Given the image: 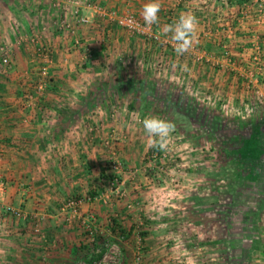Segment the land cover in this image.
<instances>
[{
  "label": "crops",
  "instance_id": "0c3cea01",
  "mask_svg": "<svg viewBox=\"0 0 264 264\" xmlns=\"http://www.w3.org/2000/svg\"><path fill=\"white\" fill-rule=\"evenodd\" d=\"M81 2V14L88 20L82 25L67 16L73 6L70 0H0V46L10 49L13 61L10 73L0 75V176L6 182L0 191V264H75L82 253L96 254V250H105V241L115 240L116 232L106 220L107 209L103 211L99 200L82 203L77 214L65 207L66 199H78L103 187L99 173L106 170L104 141L113 140L112 135L107 136L111 127L119 140L127 139L118 150L134 169L124 172L118 186L128 196L124 206L132 209L124 207L130 217L122 222L127 226L126 237L118 242L123 253L119 264H132V255L139 248L144 252L142 264H169L165 256L177 249L174 237L188 241V252L198 242L201 250L190 264L215 262L217 250L210 248L211 242L224 260L227 236L219 217L223 213L219 210L217 217L210 218L208 212L199 215L193 208L195 201L204 206L211 201L224 204V200L197 191L182 194V189H189L186 182H182L185 186H156L148 181L140 170V158L145 154L139 148L141 141L137 138L134 143L129 111L121 110L136 108L146 115L145 110L150 109L163 117L161 109L178 105L149 99L162 88L182 97L199 93L206 108L227 97L225 101L233 108L245 110L252 92L234 78L248 77V72L256 70L250 47L261 39L255 33L264 30L248 28L246 21L234 26V34L229 33V26L237 22L241 0H160L159 23L151 26L142 17L148 0ZM184 12L194 13L199 20L198 42L178 56L171 34L165 36L162 29ZM127 13L150 29L153 37L132 35L117 26L115 20ZM225 46L230 47L234 64L224 58ZM44 50L51 54L50 63L42 57ZM87 52L94 61L84 69L81 65ZM204 54L214 58L212 65L219 63L214 66L218 69L203 61ZM185 64L188 71L179 67ZM44 68L49 80L38 94L35 83ZM114 109L117 117L112 114ZM188 117L184 119L191 124ZM175 118L173 114L171 120ZM166 188L169 193H163ZM179 198L190 206L181 212L186 211L187 223L179 218ZM251 205H257L256 200ZM5 207L15 213H5ZM139 208L140 212L135 211ZM91 211L99 222L92 234L96 242L92 238L89 242L90 235L79 228ZM36 219L41 220L40 232L33 230ZM95 257L84 259L92 264Z\"/></svg>",
  "mask_w": 264,
  "mask_h": 264
},
{
  "label": "rangeland",
  "instance_id": "374dc122",
  "mask_svg": "<svg viewBox=\"0 0 264 264\" xmlns=\"http://www.w3.org/2000/svg\"><path fill=\"white\" fill-rule=\"evenodd\" d=\"M70 2L73 6L69 8L67 16L72 18L74 17L72 11L75 10L76 2L75 0H70ZM78 3L81 6V0L78 1ZM82 16L87 19L86 16ZM260 28L264 30V24H262ZM129 34L138 35L133 33ZM257 36V40L261 38L257 41V45L263 52L261 54L264 56V45L260 43H264V32L261 33L259 30ZM250 49V51L253 52V47H250ZM50 57L51 54H48L47 58H44L47 63H50ZM92 61H94V58L86 59L85 55V58L82 60L81 68L85 69L92 67ZM258 63L259 65L252 64V66L255 69L257 66H261L262 71H257L256 69L253 70L252 73L254 76L251 78L240 76L234 78V80L238 81L239 84L249 86L250 81L256 78L259 80V85H262V88L264 86V57ZM207 64H210L211 68H216L214 66H217L212 65L211 62ZM151 68H153V65ZM38 73L41 74V71ZM40 74L37 80L41 78ZM45 80H49V73ZM251 92L253 96L249 99L250 103L247 108L242 111L233 108L230 103L225 101L227 97H223L221 100L214 103V107L206 108V105H203L204 103L199 93H193L192 97H189V95H187L188 97H182L180 95L181 93L170 92L162 88L159 89L154 96H148L147 94L149 99H155L159 104L177 102V107L170 106L171 108L167 107L160 110L164 113V116L162 117L160 115V117L175 124V129L171 133L169 148L166 151H161L157 148H148L146 146L147 136L143 129L142 120L149 116H155L154 113L156 112H153L155 110H145V114L147 113L146 115H143L144 113H142V110L140 111L136 108H125L126 110H121L122 112L129 111L127 118L128 124H130V131L134 133V143L135 139L137 142V138L141 141V143L139 142V148H141L142 152L144 151L145 154L142 155L143 158H140V170L142 171L141 174L144 175L148 181H151L156 186L160 184L166 186L169 183L185 186V184L189 183V189H186L185 192L184 189H182V194L186 192L196 193L197 191L199 194L208 196L210 199L213 198V200H217V197H220L224 200V204L221 203L219 205L211 201L210 204H204V206H201V204L195 201V205L193 206V208L198 211L199 215L202 212H208L210 218H214L213 216H215L219 210L220 213H223V215L220 214L219 217L223 218L220 223L224 226L226 232L224 235L227 236L225 237L226 241L224 245V254H226V257L225 259L223 257L224 260L221 261L220 249L214 247L213 242H211L209 243L210 248H214L217 251H215L216 254H213L216 256L215 262H208L210 264H218L219 262L222 264H264V201L262 200V197H264V91L261 90V95L256 94L253 90ZM210 96H212V93ZM215 99L217 100V95ZM212 100L214 99L212 98ZM223 105L226 107L223 108ZM117 112L118 110L114 109L112 114L117 117ZM173 114L176 116L174 121L171 120ZM187 114L190 117H188ZM156 116H158L157 113ZM186 117L193 120L191 124L184 119ZM124 118L126 119V116H124ZM247 119L249 120L248 122L244 121ZM113 120L116 119L114 118ZM110 131L112 132H109L107 136L112 135L114 137L113 140L104 141V145L107 146L104 147L108 151L104 161L106 163V170L99 173V182L102 183L103 187L101 190H98V192H93V194L87 193L85 196L78 197V199L75 197L68 198L66 199V203L69 200L75 199L80 200L81 204L84 202L85 204L86 202L94 203L96 200H99V203H101L104 209L103 211L105 212L107 209L108 217L106 220H108V227L116 232L115 240H107H110V244L114 243L119 245L118 242L126 237L124 232L127 224L124 225L122 222L127 220L129 215L124 213L125 208L126 211L128 208L126 207L127 205L124 206L125 202H128V196L122 189H118V186L125 178L124 172L130 170L134 171V169L128 167L126 159L120 155V151L118 150V145L121 147V145L125 144L124 142L127 139L123 141L119 140L116 136L117 131L115 127H111ZM191 133L194 134L192 138L190 137L192 135ZM218 171H220V173ZM182 182L186 183L182 184ZM218 185L221 186V188L218 189ZM201 188H203V190H201ZM169 191V188H166L163 193H169ZM134 192L135 191L132 193ZM156 196L157 195H153L154 198H156ZM197 197L199 196L194 198ZM252 200L253 203H255L256 200L258 206L251 205ZM174 201L173 199V202ZM133 202L135 201H132V203ZM81 204L73 214L79 213ZM177 205L180 208L178 209L179 213H181L182 210L190 208V206L184 203L182 198H179V203ZM134 207H138L137 203H135ZM252 208H255L254 210L256 211L254 212ZM128 210H132L131 207L128 208ZM135 211L140 212V208ZM93 212L94 211L89 212L83 222L80 221L81 224L79 227L82 228L83 232L90 235L89 242L90 238L96 242L92 234H96L94 233V224H99L96 214ZM153 212L154 211H151V213ZM7 214L11 213L8 212ZM194 214L197 213L195 212ZM181 215L182 216L179 218H182V220H184L183 222L187 223L189 219L185 216L186 211L181 213ZM104 226L105 225H103V227ZM33 230L35 232H40L42 230L41 220H34ZM122 236L123 239H121ZM174 241H176L174 243L177 244V249L165 256L170 260L168 262L169 264H190L195 252H198L199 249L201 250L200 246L198 247L197 245V241L196 244H190L195 250L192 249L189 250V252L188 249L191 248L190 246L188 248L186 245L188 241L185 243L181 237H174ZM189 242H192V240H189ZM88 250H90V247ZM142 251L143 248L140 249V251H138V249L135 250V254L132 255V264H137L135 260L137 256L140 257L138 264H142L144 254ZM93 252H95V249H93ZM90 253L89 251L82 253L83 255L81 256L83 257H81V261H77L75 264H89L84 258H92V255L96 257L101 255L100 253ZM120 254L121 260L123 254L122 249ZM97 260L96 258L92 264H95Z\"/></svg>",
  "mask_w": 264,
  "mask_h": 264
},
{
  "label": "built area",
  "instance_id": "2783aa9c",
  "mask_svg": "<svg viewBox=\"0 0 264 264\" xmlns=\"http://www.w3.org/2000/svg\"><path fill=\"white\" fill-rule=\"evenodd\" d=\"M78 1L80 0H75L76 7H75V10L72 11V13L74 14L73 16L76 18L79 24H84L87 22V19L84 18L81 14V6L79 5ZM236 19H237V22L232 23L229 26L230 34L235 33L237 27H234V26H236L237 24L238 26H242L243 23H245L246 21L250 23V25H248L249 26L248 28L254 27L255 30H258L260 26L264 24L263 0H241L240 8L239 10H236ZM115 21H116L117 26L126 30L129 33L138 34V35L141 34V35H146L148 37H153V35L150 33V29L146 28L132 14L127 13L124 16L118 17ZM255 34L257 36V32ZM253 35H250V37ZM256 38H258V36ZM252 47H253L252 59L254 60L255 65H259L258 62L264 57L263 54H261L263 52L258 47L257 43L254 44ZM44 52L45 53H42L43 55L42 57L47 58V55H48L47 50ZM223 56L227 60L228 63L234 64V56L232 54L230 47L228 46L223 47ZM91 58H92V54L90 52H87L86 59H91ZM203 60L208 63V62H213L214 58L212 56H208L207 54H204ZM218 64L219 63H217V65ZM12 68H13V61L11 58L10 49L5 47L4 45H1L0 46V75L6 76L7 74L10 73ZM256 69L257 71H262L261 66H257ZM252 72H248L249 74L248 77L251 78L252 76H254ZM47 75H48L47 70L43 69L40 74L41 78L38 79L37 82L35 83L36 91L38 92V94L44 89L46 85L47 81L45 79L47 78ZM247 88L251 91L253 90L256 94L261 95L260 94L261 90L259 88L258 79L255 78L252 81H250V85L249 86L247 85ZM222 107L225 108L226 106L223 105ZM0 158H1V154H0ZM5 187H6L5 179L2 176H0V191H4ZM80 204H81L80 200H77V199L69 200L65 204V207H67L68 210H71L74 213L76 212V209L77 207H79ZM4 212L5 213L10 212L12 214L15 213L9 207H5ZM121 239H123V236L121 237ZM104 245H105V250L103 251L96 250V253L97 254L100 253L101 257L95 262V264H118L121 258L120 246L114 243L110 244L106 242ZM138 251H140V248L138 249ZM135 260H136V263L138 264L140 257L137 256Z\"/></svg>",
  "mask_w": 264,
  "mask_h": 264
},
{
  "label": "clouds",
  "instance_id": "9594fccd",
  "mask_svg": "<svg viewBox=\"0 0 264 264\" xmlns=\"http://www.w3.org/2000/svg\"><path fill=\"white\" fill-rule=\"evenodd\" d=\"M160 0H148L143 5L142 17L146 25L151 26L159 23ZM199 20L192 12L181 13L179 18L172 24H165L162 32L165 36L170 35L174 43L175 52L182 56L198 42ZM173 67L178 65L173 64ZM182 71H188L187 65H179ZM144 132L147 136V147L166 151L171 141V133L175 124L159 116H149L142 120Z\"/></svg>",
  "mask_w": 264,
  "mask_h": 264
},
{
  "label": "trees",
  "instance_id": "16d2710c",
  "mask_svg": "<svg viewBox=\"0 0 264 264\" xmlns=\"http://www.w3.org/2000/svg\"><path fill=\"white\" fill-rule=\"evenodd\" d=\"M101 256V255H100ZM100 256H97L96 258L99 259Z\"/></svg>",
  "mask_w": 264,
  "mask_h": 264
}]
</instances>
